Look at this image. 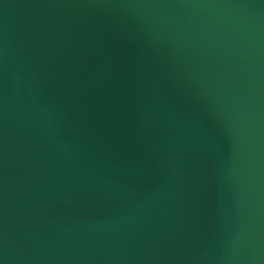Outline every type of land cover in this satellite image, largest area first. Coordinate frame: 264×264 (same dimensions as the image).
<instances>
[{
    "label": "water",
    "instance_id": "95a60500",
    "mask_svg": "<svg viewBox=\"0 0 264 264\" xmlns=\"http://www.w3.org/2000/svg\"><path fill=\"white\" fill-rule=\"evenodd\" d=\"M0 264H264V0H0Z\"/></svg>",
    "mask_w": 264,
    "mask_h": 264
}]
</instances>
